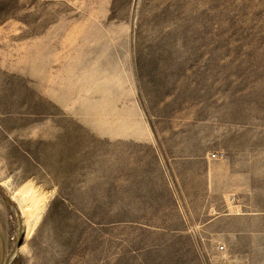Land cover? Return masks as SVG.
<instances>
[{
    "label": "rangeland",
    "instance_id": "374dc122",
    "mask_svg": "<svg viewBox=\"0 0 264 264\" xmlns=\"http://www.w3.org/2000/svg\"><path fill=\"white\" fill-rule=\"evenodd\" d=\"M0 188L11 264H264V0H0Z\"/></svg>",
    "mask_w": 264,
    "mask_h": 264
},
{
    "label": "crops",
    "instance_id": "0c3cea01",
    "mask_svg": "<svg viewBox=\"0 0 264 264\" xmlns=\"http://www.w3.org/2000/svg\"><path fill=\"white\" fill-rule=\"evenodd\" d=\"M9 259L7 256V241L5 240L3 226L0 223V264H7Z\"/></svg>",
    "mask_w": 264,
    "mask_h": 264
},
{
    "label": "bare ground",
    "instance_id": "6f19581e",
    "mask_svg": "<svg viewBox=\"0 0 264 264\" xmlns=\"http://www.w3.org/2000/svg\"><path fill=\"white\" fill-rule=\"evenodd\" d=\"M27 206V205H26ZM30 208V207H29ZM33 216V215H32ZM20 233V232H19ZM15 246H17L16 248H15V250L11 253V257H10V259H9V261H8V263L7 264H11V262H12V260L15 258V256H16V252H17V249H18V245L16 244Z\"/></svg>",
    "mask_w": 264,
    "mask_h": 264
},
{
    "label": "built area",
    "instance_id": "2783aa9c",
    "mask_svg": "<svg viewBox=\"0 0 264 264\" xmlns=\"http://www.w3.org/2000/svg\"><path fill=\"white\" fill-rule=\"evenodd\" d=\"M223 248H224V247L221 245V246H220V249H223Z\"/></svg>",
    "mask_w": 264,
    "mask_h": 264
},
{
    "label": "water",
    "instance_id": "95a60500",
    "mask_svg": "<svg viewBox=\"0 0 264 264\" xmlns=\"http://www.w3.org/2000/svg\"><path fill=\"white\" fill-rule=\"evenodd\" d=\"M0 190H1V188H0Z\"/></svg>",
    "mask_w": 264,
    "mask_h": 264
}]
</instances>
